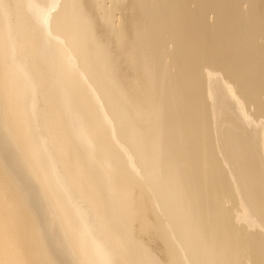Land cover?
<instances>
[{
	"label": "bare ground",
	"instance_id": "obj_1",
	"mask_svg": "<svg viewBox=\"0 0 264 264\" xmlns=\"http://www.w3.org/2000/svg\"><path fill=\"white\" fill-rule=\"evenodd\" d=\"M0 264H264V0H0Z\"/></svg>",
	"mask_w": 264,
	"mask_h": 264
},
{
	"label": "rangeland",
	"instance_id": "obj_2",
	"mask_svg": "<svg viewBox=\"0 0 264 264\" xmlns=\"http://www.w3.org/2000/svg\"><path fill=\"white\" fill-rule=\"evenodd\" d=\"M14 173H16V170H14Z\"/></svg>",
	"mask_w": 264,
	"mask_h": 264
}]
</instances>
